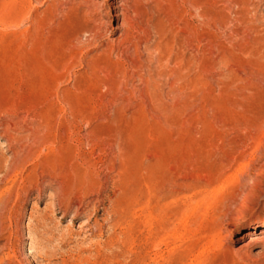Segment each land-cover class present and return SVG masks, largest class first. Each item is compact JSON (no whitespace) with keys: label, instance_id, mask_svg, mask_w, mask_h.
Returning <instances> with one entry per match:
<instances>
[{"label":"rangeland","instance_id":"1","mask_svg":"<svg viewBox=\"0 0 264 264\" xmlns=\"http://www.w3.org/2000/svg\"><path fill=\"white\" fill-rule=\"evenodd\" d=\"M263 224L264 0H0V264H264Z\"/></svg>","mask_w":264,"mask_h":264},{"label":"bare ground","instance_id":"2","mask_svg":"<svg viewBox=\"0 0 264 264\" xmlns=\"http://www.w3.org/2000/svg\"><path fill=\"white\" fill-rule=\"evenodd\" d=\"M120 5V4H119ZM118 5V6H119ZM115 8H117V6L115 5ZM122 8V7H121ZM120 17V14L119 13H117V12H115V14H114V18L115 19H118ZM121 25V24H120ZM264 225V224H263Z\"/></svg>","mask_w":264,"mask_h":264}]
</instances>
